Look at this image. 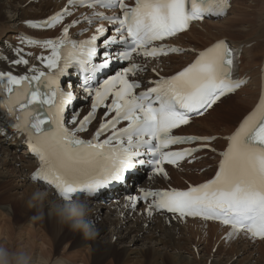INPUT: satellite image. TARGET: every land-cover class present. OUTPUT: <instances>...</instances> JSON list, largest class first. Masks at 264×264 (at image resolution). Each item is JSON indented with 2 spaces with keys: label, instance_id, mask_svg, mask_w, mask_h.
I'll list each match as a JSON object with an SVG mask.
<instances>
[{
  "label": "snow or ice",
  "instance_id": "1",
  "mask_svg": "<svg viewBox=\"0 0 264 264\" xmlns=\"http://www.w3.org/2000/svg\"><path fill=\"white\" fill-rule=\"evenodd\" d=\"M68 4L120 9L122 14L95 12L92 17H84L89 24L94 19L108 21L117 35L106 36L109 30L101 25L97 35L77 41L69 36L72 25H68L57 39L22 37V44L51 50L50 55L38 57L49 71L33 67L38 74L30 76L0 71V106L15 116V127L27 135L30 149L39 159L34 180L54 186L65 200L94 196L113 182L123 181L137 165L147 163L154 173L167 177L165 164L178 166L217 139L174 135L173 130L189 124L194 115H204L222 97L247 83L238 75L239 49L220 40L198 52L194 61L179 72L149 81L154 86L138 93L141 83L129 77L147 70L144 64L134 62V55L156 58L186 51L156 42L188 30L194 21L225 16L230 0H134V5L124 0H68ZM70 14L66 8L43 23H27L33 28H52ZM101 36L102 53L97 44ZM113 46H122L123 50L110 52ZM16 51L19 56L23 49ZM98 54L103 58L101 63L94 62ZM113 57L131 62L130 66L94 87L97 73L108 69ZM13 63L27 65L29 61L18 58ZM71 67L82 75L83 91L92 99L91 110L83 119L78 120L79 113H73L66 122V106L75 96L63 90L59 78ZM109 97L111 102L106 103ZM100 108L105 112L99 127L91 139L81 138L78 134L88 131ZM121 122H127V126L118 128ZM106 133L110 135L101 139ZM226 139L228 144L219 153L214 178L186 190H142L141 196L127 197L131 206L152 198L146 209L149 216L167 211L180 217H200L229 226L226 239L244 233L264 240V96ZM195 142H201V147L169 150L171 145ZM145 156L149 158H141Z\"/></svg>",
  "mask_w": 264,
  "mask_h": 264
},
{
  "label": "bare ground",
  "instance_id": "2",
  "mask_svg": "<svg viewBox=\"0 0 264 264\" xmlns=\"http://www.w3.org/2000/svg\"><path fill=\"white\" fill-rule=\"evenodd\" d=\"M65 1L5 0L1 2L0 0V46L4 44V38L14 40L22 30H27L24 26L26 20L42 18L60 8ZM251 8L256 10V14L250 12ZM58 34L60 30L55 29L42 37ZM221 38H227L234 44H243L240 71L251 76V79L244 88L220 100L203 117L196 118L183 130L184 133L229 134L242 116L255 104L259 96L260 65L264 58V0H234L225 18L207 19L194 24L188 32L174 40L187 49L184 54L171 55L146 63L158 71L170 73L189 62L193 58L194 49ZM233 97L235 99H231ZM236 118L239 119L232 126ZM217 125H221V128H217ZM18 142L15 136L10 137L9 133L4 134L0 130V194L6 199L5 203H0V233L4 231L8 237L11 234L18 239L26 235L27 242L31 243L40 231L37 226H44L55 234L53 241L55 244L58 234H62L61 231L67 227L58 221L51 210V204L61 199L31 179L30 172L34 170L36 163L26 156V150L22 151V156L17 155ZM225 144L226 141L222 138L216 141V146L220 148ZM218 160L216 153L208 152L195 164L168 166L167 177L150 176L143 185L152 188H169V186L186 188L190 184H198L210 178L214 169L210 168L203 173H200L199 169L217 164ZM13 183L16 187H25V190L19 194L12 189ZM37 192H46L47 199L43 205L30 208L29 201ZM15 200L16 204L19 201L23 204L22 211L15 210ZM109 200L111 202L108 205L102 200L87 199L91 208L89 223L97 232L95 238L85 239L82 234L69 229L70 235L74 234L76 237L73 238L75 240L71 245L77 252L73 251V253L83 260L97 264L103 258L114 255L118 264H129V253L133 250H141L142 260L133 259L136 264H207L209 260L210 264H264V240H253L244 233L229 240L226 239L228 229L221 224L199 219H178L175 222L162 214L149 216L143 207L131 210L125 202V197ZM41 214V219H32L33 216ZM15 216L18 222L14 221ZM99 219L101 221H98ZM18 229L25 230L27 234L26 232H23V235L21 232L17 234ZM66 238L67 235L61 237L65 241ZM9 239L11 240V237ZM140 240H145V243L141 244ZM35 242L34 240L33 243ZM5 247L13 250V244L10 246L8 243ZM34 247L32 244L28 251L33 253ZM186 253L191 254L192 257L186 256ZM76 256L74 257L77 258ZM77 260L79 261V258Z\"/></svg>",
  "mask_w": 264,
  "mask_h": 264
},
{
  "label": "rangeland",
  "instance_id": "3",
  "mask_svg": "<svg viewBox=\"0 0 264 264\" xmlns=\"http://www.w3.org/2000/svg\"><path fill=\"white\" fill-rule=\"evenodd\" d=\"M1 2H5V0H1ZM253 12L254 14H256V10L254 9V8H251V10H250V12ZM200 28V27H199ZM201 29V28H200ZM226 31H228V30H226ZM40 35H42V34H40ZM231 99H235V97H233V98H231ZM226 102V101H225ZM224 105V104H223ZM238 119L239 118H236L234 121H233V124H232V126H234L235 125V123L238 121ZM222 125V124H221ZM221 125H217V128H219ZM221 128V127H220ZM17 155L18 156H22V154L20 153V151H17ZM205 168L204 167H201L200 169H199V172L200 173H203V172H205V171H203ZM21 183H22V181H20ZM13 187H12V189L14 190V191H17V192H19V194H21L22 193V191H24L25 190V187H23V186H15V183H13ZM16 189V190H15ZM1 193V192H0ZM4 200H6L5 198H4V196H2V194H0V203H5L6 201H4ZM20 202V201H19ZM17 203L16 204V200L14 201V204H15V210L16 211H22L21 209H22V205L23 204H21V203ZM21 204V205H20ZM106 204H110V202L108 201ZM0 215H1V213H0ZM15 222H18L17 221V219H16V216H15V220H14ZM98 221H101V219H99ZM20 224H22V223H20ZM42 227V228H41ZM37 228L38 229H40V231L38 232V236L37 237H35V238H33L32 239V241H31V243H28L27 241H28V239H27V236L25 235H23L26 231L25 230H23V229H18L17 230V234H19L20 232L22 233V235H23V239L22 238H20V239H18V237H15L16 239H17V241H16V239L14 238V236L13 235H9V237H8V235H6L5 233L6 232H4V231H2V233H0V235H1V237H0V246H5V245H7L8 243L10 244V246H12V244H13V250H20V249H25V250H29V248H31V246H32V244L35 246L34 247V251H33V254H38V255H41V253H43L41 256H43V257H45V258H48L47 260L49 261V264H93L92 263V261L90 262V261H87V260H83L82 258H80L79 256H76V255H74V253H73V251L74 252H77V250L75 249V248H73L72 247V243H73V241L75 240V239H73V238H76L75 237V235L74 234H72V235H70L71 233H70V231H69V228L68 227H65V230L63 229L61 232H62V234L60 233V234H58V240H56L57 242L54 244V237H55V234L52 232L51 233V231L49 230V228H46V227H44V226H37ZM68 228V229H67ZM46 229V230H45ZM47 229H48V231H47ZM24 232V233H23ZM51 233V234H48V233ZM44 233H45V235H44ZM5 234V235H4ZM26 234H27V232H26ZM37 235V234H36ZM60 235H61V237L62 236H66L67 235V238H66V241L65 240H62L61 239V237H60ZM74 235V236H73ZM39 236H41L42 238L40 239L39 238ZM70 238H69V237ZM11 237V240L9 239ZM25 237V238H24ZM36 241L35 243H33V241ZM52 241V243H51V241ZM59 240H60V242H59ZM65 241V242H64ZM143 242V243H142ZM61 243V244H60ZM140 243L141 244H144L145 243V240H140ZM43 244V245H42ZM49 244H52V246L51 245H49ZM54 244V245H53ZM43 246V248H42V246ZM56 245V246H55ZM64 246V247H63ZM49 247V248H48ZM36 248V249H35ZM56 248V249H55ZM63 248V249H62ZM67 248V249H66ZM55 249V250H54ZM60 249V250H59ZM50 250V251H49ZM59 250V251H58ZM43 251V252H42ZM46 251H47V253H46ZM57 251V252H56ZM64 251V252H63ZM135 251V252H134ZM139 252V253H137V252ZM213 251H215V249H213ZM45 252V253H44ZM58 252H60V253H58ZM62 252H63V254H62ZM70 252H72V253H70ZM133 252V253H132ZM70 254V256L72 255L73 256V258H71L70 256H68ZM134 254V255H133ZM187 254V253H186ZM129 255H130V261H129V264H136V261H134V260H142V258H141V250H133V251H131L130 253H129ZM47 256V257H46ZM74 256H76L77 258H75ZM112 256V257H111ZM138 256V257H137ZM186 256H190V257H192V255L191 254H187ZM134 257V258H133ZM135 257H137V258H135ZM79 258V261L77 260ZM107 258V259H106ZM109 258H111V259H109ZM71 259H73V260H71ZM82 259V260H81ZM134 259V260H133ZM70 260V261H69ZM111 260V261H110ZM112 260H113V262H112ZM76 261V262H75ZM107 261H108V263L109 264H118L117 263V260H116V257L114 256V255H110V256H108V257H105V258H103V260L101 261V262H97V264H106L107 263ZM75 262V263H74ZM102 262H104V263H102ZM131 262V263H130ZM135 262V263H134ZM107 263V264H108ZM124 264H128V263H124ZM207 264H210V260L207 262Z\"/></svg>",
  "mask_w": 264,
  "mask_h": 264
},
{
  "label": "clouds",
  "instance_id": "4",
  "mask_svg": "<svg viewBox=\"0 0 264 264\" xmlns=\"http://www.w3.org/2000/svg\"><path fill=\"white\" fill-rule=\"evenodd\" d=\"M47 199L46 192H37L29 201L28 206L36 207L43 205ZM52 213L58 221L66 225L73 232H78L85 239H93L97 232L89 223L91 213L90 205L85 198H74L72 200H59L51 204ZM41 215L33 216V220H39ZM0 264H49L47 258L33 254L31 251L20 249L11 250L8 247L0 246Z\"/></svg>",
  "mask_w": 264,
  "mask_h": 264
}]
</instances>
